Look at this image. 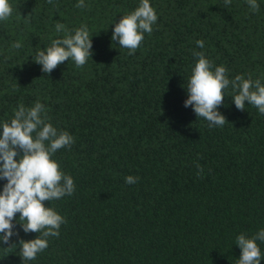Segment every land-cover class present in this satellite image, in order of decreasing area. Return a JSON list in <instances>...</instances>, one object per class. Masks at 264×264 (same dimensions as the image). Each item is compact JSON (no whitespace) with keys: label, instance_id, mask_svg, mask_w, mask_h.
<instances>
[{"label":"trees","instance_id":"1","mask_svg":"<svg viewBox=\"0 0 264 264\" xmlns=\"http://www.w3.org/2000/svg\"><path fill=\"white\" fill-rule=\"evenodd\" d=\"M78 2L9 0L13 13L0 21V125L39 101L46 122L75 138L52 157L75 192L46 202L66 223L24 264H238L236 238L264 229V115L237 109L231 87L218 109L222 127L184 102L194 52L226 67L230 80L264 85V0L258 12L247 0H150L158 20L134 55L111 37L141 0ZM56 22L73 34L87 25L93 56L46 74L34 56L63 38ZM127 176L139 180L129 185ZM14 231L10 244L0 242V264H23L20 239L38 236L19 224Z\"/></svg>","mask_w":264,"mask_h":264},{"label":"clouds","instance_id":"2","mask_svg":"<svg viewBox=\"0 0 264 264\" xmlns=\"http://www.w3.org/2000/svg\"><path fill=\"white\" fill-rule=\"evenodd\" d=\"M224 2L227 7L232 0ZM48 3H53V0H48ZM247 4L253 12L259 11L257 0H247ZM76 7H86L84 0H79ZM12 13L9 0H0V21H6ZM157 20L150 0H141L134 11L115 24L111 39L118 41L121 48L128 49L129 55H134L145 38L144 34L153 32ZM55 30L63 32V38L53 40L51 46L39 50L34 56V62L42 65V72L50 74L58 65L69 60L82 67L92 58L93 36H90L87 25L75 29L73 34L63 23L56 22ZM196 45L203 48L204 41L198 40ZM21 46L19 41L12 45L16 49ZM193 54L198 57V62L187 83L185 108L192 107L196 116L204 118L209 127H222L227 120L218 109L231 87L236 93L232 102L237 109L244 111L246 104L252 105L264 115V85L261 80L245 79L241 75L230 80L226 67L214 66L203 52ZM47 120V109L37 101L30 108L21 103L14 110V118L0 125V180L7 181L0 191V242L8 245L13 236H19V232L14 231L17 224L25 234L38 233L33 240L19 241V256L23 264L35 260L39 253L46 250L48 238L59 237V229L66 223V219L46 206V202L71 196L75 192L73 178L52 159L58 150L71 147L75 138L67 131H58ZM197 168L200 175L203 168L200 165ZM138 180L139 177L135 176L125 177V183L129 185ZM17 213L20 214L18 221ZM257 241L264 242V229L251 238L244 234L236 238V245L241 249L238 264H261L262 254ZM15 246L12 244L11 247Z\"/></svg>","mask_w":264,"mask_h":264}]
</instances>
